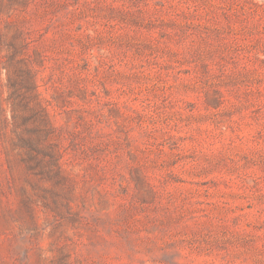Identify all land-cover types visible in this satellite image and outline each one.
<instances>
[{
	"label": "rangeland",
	"instance_id": "374dc122",
	"mask_svg": "<svg viewBox=\"0 0 264 264\" xmlns=\"http://www.w3.org/2000/svg\"><path fill=\"white\" fill-rule=\"evenodd\" d=\"M0 264H264V0H0Z\"/></svg>",
	"mask_w": 264,
	"mask_h": 264
},
{
	"label": "trees",
	"instance_id": "16d2710c",
	"mask_svg": "<svg viewBox=\"0 0 264 264\" xmlns=\"http://www.w3.org/2000/svg\"><path fill=\"white\" fill-rule=\"evenodd\" d=\"M15 55V53L13 54ZM19 62L22 59L18 60ZM19 74H27L30 79V87L23 83L17 89L16 83H14V77L9 75V86L12 89L9 99L12 100L13 106V119L14 122H18V117H22V122L26 123L29 120L35 122V126L32 127L31 132L34 135L33 141L30 139H25L22 133H18V145L20 147L30 150L33 159L38 162V166H41L42 173L46 174L51 179H58L63 177V164L61 162V152L56 149L54 145L50 142V139L55 135V127L53 126L49 115L41 103L38 92L37 84L34 76L33 69L25 63L18 68ZM20 90V91H19ZM28 94V95H27ZM19 98V102L16 99ZM19 106L28 107L30 113L29 115H19L16 110Z\"/></svg>",
	"mask_w": 264,
	"mask_h": 264
}]
</instances>
